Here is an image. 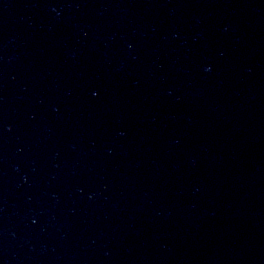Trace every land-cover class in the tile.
Returning a JSON list of instances; mask_svg holds the SVG:
<instances>
[{
    "label": "water",
    "instance_id": "1",
    "mask_svg": "<svg viewBox=\"0 0 264 264\" xmlns=\"http://www.w3.org/2000/svg\"><path fill=\"white\" fill-rule=\"evenodd\" d=\"M0 264H264V0H0Z\"/></svg>",
    "mask_w": 264,
    "mask_h": 264
}]
</instances>
